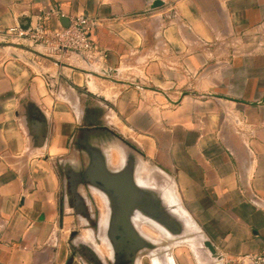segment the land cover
I'll return each mask as SVG.
<instances>
[{"label": "crops", "instance_id": "1", "mask_svg": "<svg viewBox=\"0 0 264 264\" xmlns=\"http://www.w3.org/2000/svg\"><path fill=\"white\" fill-rule=\"evenodd\" d=\"M163 1L152 9L154 0H0V31L23 18L34 25L38 15L53 29L75 17L95 22L92 38L106 58L93 69L141 80L119 83L126 89L114 95L113 116L102 112L113 133H101L105 146L123 142L111 122L120 119L135 135L139 179L164 185L185 214L184 244L172 238L159 264H241L264 248V209L250 200H264V0ZM47 71L20 54L0 61V264L68 256L58 237L60 167L73 165L65 153L85 114L70 118ZM34 114L43 122L32 123ZM206 240L220 261L200 245Z\"/></svg>", "mask_w": 264, "mask_h": 264}, {"label": "flooded vegetation", "instance_id": "2", "mask_svg": "<svg viewBox=\"0 0 264 264\" xmlns=\"http://www.w3.org/2000/svg\"><path fill=\"white\" fill-rule=\"evenodd\" d=\"M34 115L35 118H32V123L35 120L40 123L43 122V118ZM101 116L102 111L100 109L89 110L85 114L83 125L77 128L74 139L75 164L73 166L66 165L62 170L68 184L66 201L74 208V214L84 227V229L74 228L70 232L71 251L63 264H142L144 252H148L153 257L156 256L158 259L157 240L145 234L141 224L144 222L143 218L146 217L148 223H163L171 229V223L168 222L171 210L160 194L154 191V188L140 184L135 159V154H138L139 151L136 146L122 139L129 150L126 153L125 164L132 168L133 183L146 194L144 198L146 202L145 211L132 209L142 200L139 193H135V191L125 193L126 195L122 197L124 206L118 207L112 197L95 187L87 176V171L93 161L100 159L105 161L110 172L120 170L111 168L108 164L105 153L106 143L101 133L108 132L109 128L103 123ZM34 125L37 126L38 124ZM109 133L113 134L110 131ZM119 137L123 138L120 135ZM61 175L60 173V178ZM81 187L92 198L94 197L91 187L102 192L105 206L103 208L90 206L86 197L79 190ZM151 225L154 226V223Z\"/></svg>", "mask_w": 264, "mask_h": 264}, {"label": "rangeland", "instance_id": "3", "mask_svg": "<svg viewBox=\"0 0 264 264\" xmlns=\"http://www.w3.org/2000/svg\"><path fill=\"white\" fill-rule=\"evenodd\" d=\"M12 43H18L16 39L12 36L7 35L6 31H0V61L6 59H11L15 55H23L28 56V58H31L32 60H35L39 63H41L43 66L48 68V71L46 72L48 76V82H49V89L50 94L52 93L55 97H58L65 105V108L69 112L70 118L72 117L73 120L75 119V116H82V114H86L89 110H101L103 114L105 115H111L113 116V112H111V107L115 104L116 97L114 95L118 94L119 91L122 89H126V85H129L128 83H137L140 84L141 80L140 78L135 77L134 75H118V74H107L104 72H98L96 69H90V66L83 62L82 59L78 58L75 54L68 53L66 55L63 54H54L49 55L47 53H44L46 55H49L53 57L55 60L60 61L64 64H69L73 67H76L78 69H71L63 66L57 65L55 62H52L50 60L41 58L39 56H36L32 53H29L27 51H24L22 49H17L11 46ZM21 45L30 47L28 43H21ZM35 49V48H34ZM40 51V50H39ZM42 52V51H40ZM97 68V67H95ZM87 70L90 72H96L98 74H102L105 77L95 76L92 73L85 74V72L81 70ZM114 80H120L124 81L126 84L124 86H120V82H116ZM88 81V82H87ZM93 82L96 84V86L93 85ZM149 86L146 89H152L153 86H151L150 83H147ZM98 88V89H97ZM171 90H169L170 92ZM111 93L110 98L108 101H106V93ZM114 93V94H113ZM143 104L147 102V99H142ZM150 103V102H149ZM154 103V102H151ZM110 121V120H109ZM75 122V121H74ZM81 122V119H80ZM108 121H105V123ZM113 122V128L117 130L118 132L123 133L122 137L125 141L130 142L131 144H135V135L133 131L125 126L123 122L120 119H115ZM104 123V122H103ZM75 123H72L74 125ZM72 147H74V141L71 144ZM108 150V160L111 168L119 169L121 167L123 157L125 153H128V147L123 142H117L115 144H111L106 147ZM68 153L66 154L65 159L70 161L73 165L75 164L76 158H75V150L71 148ZM72 165V166H73ZM60 191H59V200L62 208L65 210L66 208V214L63 216L64 223L62 225L61 233L59 232V238L64 240V244L67 248V255L70 254L71 251V239L69 237L70 232L74 228H80L84 229L82 226V222L79 220V218L74 214V208L69 204L68 201H66V198L68 197V184L67 180L64 176V172L62 171L64 169V165L60 167ZM144 173L148 177L151 175V172L148 168H144ZM143 175V173H141ZM156 184V183H155ZM160 185L156 184V187L159 188ZM81 193L86 197V201L90 206H99L103 208L105 206L104 202V194L100 191H98L96 188L91 187V192L94 198L84 189H79ZM154 191L159 192L158 189H155ZM161 194V193H160ZM92 202V204H91ZM70 207L68 208V206ZM169 223H174L176 229L179 231L176 234L172 232L171 229H169L167 226L160 224L163 226L164 230L169 233L168 235L160 230H158L155 226L142 222L141 228L145 234H147L150 237H153L157 240L158 249H159V256L164 257L166 254H171V245H174L175 243L172 240V238H178L181 244H184V240L187 238L188 233L184 231V227L182 222L171 215L168 220ZM182 233V234H181ZM158 234V236H157ZM172 237H171V236ZM158 237V238H157ZM184 237V238H183ZM181 238V239H180ZM153 256V255H152ZM151 255L148 252H144V258L141 260L142 263L148 264V261L150 260ZM65 260H62V263ZM61 264V263H60Z\"/></svg>", "mask_w": 264, "mask_h": 264}, {"label": "built area", "instance_id": "4", "mask_svg": "<svg viewBox=\"0 0 264 264\" xmlns=\"http://www.w3.org/2000/svg\"><path fill=\"white\" fill-rule=\"evenodd\" d=\"M169 18L176 21L178 16L173 11ZM48 20V16L38 15L35 24L31 25L29 30H23L17 26L9 29L6 33L14 37L18 42L17 44L28 43L31 48L42 51L41 53L52 56L54 54L72 53L88 65L105 60V52L92 38L95 22L81 16L72 18L67 27L53 29L48 26ZM250 200L255 206L264 209V200L256 194L252 193ZM240 263L264 264V248L260 252L242 257Z\"/></svg>", "mask_w": 264, "mask_h": 264}, {"label": "water", "instance_id": "5", "mask_svg": "<svg viewBox=\"0 0 264 264\" xmlns=\"http://www.w3.org/2000/svg\"><path fill=\"white\" fill-rule=\"evenodd\" d=\"M164 4H165V2L163 0H154L151 8L152 9H158V8H161L162 6H164ZM19 26L23 30H29L31 27V19L30 18L21 19ZM67 26H69V25H67ZM11 46L14 48H17V49H22L24 51H27V52L32 53V54L39 56L41 58L55 62L59 66H63V67L71 68V69H77L76 67H73L69 64H64L60 61H57L53 57L48 56L44 53H41V52L31 48V47H27V46H24L21 44H16V43H12ZM81 71L85 72L86 74L92 73L95 76L105 77L104 75L98 74L96 72H90L87 70H81ZM104 73H106V72H104ZM114 81H116V80H114ZM116 82H119V81H116ZM120 83H125V82H120ZM45 131H46L45 125L40 124L39 125L40 135L43 136L45 134ZM87 176L89 177L91 183L95 187H97L100 190H102L103 192L109 194L112 197V199L116 202V205L118 207L124 206L123 201H122V197H124L126 195L125 193H129V192L132 193L134 191H135V193H139V196L142 200H140L137 203V205H134L132 207V209L134 208V210H136V211H145L146 202H145L144 198H145L146 194L144 193V191H142L141 189H139L137 186L134 185L133 180L131 178L132 168L130 166L125 165L121 170H119L117 172H110L107 169L105 161L100 159L99 161H93V163L90 165V167L87 171ZM170 197H172V199H174V201H175L174 207L179 209L180 207L178 206L179 205L178 201H177V199H175L173 192L170 194ZM161 198L164 199L163 197H161ZM129 209H130V207H129ZM173 228H174V223L172 222L171 223V229H173ZM197 240L200 241L201 239L197 238ZM200 245L204 246L205 248L208 249L211 257L214 260H217V261L221 260V256L219 255V252L217 251L215 246L210 241L206 240V241L200 243Z\"/></svg>", "mask_w": 264, "mask_h": 264}, {"label": "bare ground", "instance_id": "6", "mask_svg": "<svg viewBox=\"0 0 264 264\" xmlns=\"http://www.w3.org/2000/svg\"><path fill=\"white\" fill-rule=\"evenodd\" d=\"M90 66V69H92L91 67H93V65H89ZM137 175V174H136ZM142 176V175H141ZM149 178V177H148ZM140 184L141 185H143V186H145V187H150V188H154V190L155 189H158L159 191H160V196H162L163 198H164V201H165V203L167 204V205H173L174 204V199H172V197H170V195L168 194V192L166 191V189H165V186L164 185H160L159 186V188H157L156 187V184L154 183V182H152V181H149V180H146L145 178H143V176L142 177H140ZM140 186V185H139ZM144 187V188H145ZM176 199V198H175ZM140 213V212H139ZM142 213V212H141ZM171 215H173L174 217H176L177 219H179L181 222H182V224H184V222L186 221V219L184 218V216H185V214H184V211H182V209H176V208H173L172 209V207H171ZM143 220H144V222H146V220H147V218L145 217V218H143ZM152 222V221H151ZM146 223H148V222H146ZM152 223H154V226L155 227H157V229L158 230H160V231H162V232H164V234L166 233L167 235L169 234V233H167L165 230H164V228L160 225V224H158V223H156V222H152ZM152 223H149V224H152ZM183 227H185V224L183 225ZM182 234V233H181ZM157 236H158V234H157ZM171 236V235H170ZM172 237V236H171ZM158 238V237H157ZM184 238V237H183ZM181 239V238H180ZM158 256V255H157ZM153 259H154V261L156 262V264H159V260L156 258V256H154L153 257Z\"/></svg>", "mask_w": 264, "mask_h": 264}]
</instances>
